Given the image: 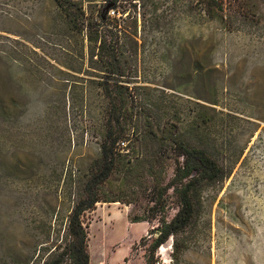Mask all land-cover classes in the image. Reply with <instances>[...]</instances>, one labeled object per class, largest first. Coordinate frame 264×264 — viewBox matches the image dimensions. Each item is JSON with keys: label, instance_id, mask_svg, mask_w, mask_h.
Returning <instances> with one entry per match:
<instances>
[{"label": "rangeland", "instance_id": "1", "mask_svg": "<svg viewBox=\"0 0 264 264\" xmlns=\"http://www.w3.org/2000/svg\"><path fill=\"white\" fill-rule=\"evenodd\" d=\"M74 1L94 19L110 0ZM195 2L121 6L131 13L126 25L139 31L121 60L135 98L126 105L139 123L156 116L173 124L165 140L192 137L220 158L226 178L199 187L190 226L153 251L152 233L177 206L171 199L152 218V170L134 160L159 148L130 136L121 164L133 169L120 166L100 188L120 202L99 203L81 218L90 264H221L214 255L222 234L246 229L244 190L264 177V1L233 32L201 18ZM85 46L55 0H0V235L64 237L67 216L96 171L110 110L100 83L115 80L90 68ZM192 125L199 129L190 135ZM159 152L168 159L154 172L166 184L179 151L170 143ZM136 216L151 219L133 223Z\"/></svg>", "mask_w": 264, "mask_h": 264}, {"label": "trees", "instance_id": "2", "mask_svg": "<svg viewBox=\"0 0 264 264\" xmlns=\"http://www.w3.org/2000/svg\"><path fill=\"white\" fill-rule=\"evenodd\" d=\"M61 12L69 20L71 30L83 36L86 42L85 58L90 68L102 72L108 79L115 80L113 86L109 82H102L105 98L110 102L107 112L106 132L101 144V156L96 161L95 173L88 180L82 191L78 194L73 209L67 216L66 235L52 237L47 233L44 237L25 234L21 238L0 235V264H90L87 250L88 235L82 223V216L94 210L99 203L120 202L119 198H112L100 188L107 183L120 166H129L132 162L122 165L126 157L122 154L127 150L126 139L135 137L139 142L151 141L159 150L154 153L140 152L134 162L147 164L152 170L155 195L151 202L155 205L150 208L153 219L160 213H166L171 199L177 206L176 214L170 219L162 221V227L152 234L156 235L153 251L165 244L170 237L177 235L188 228L195 216V201L199 187L204 184L215 183L226 178L224 164L219 157L214 156L207 148L201 147L192 137L183 138L180 132L178 138L164 139L174 125L165 122L163 125L152 116L151 121L144 124L135 121L129 112L126 102L134 98L133 90L124 83L125 71L121 66L132 44H136L139 37L138 27H128L127 9L119 10L124 3L132 0H110L105 8L98 12L97 18L90 19L82 3L74 0H55ZM186 5L193 6L194 0H186ZM195 8L200 12L201 18H207L211 23L217 24L226 31L239 29L243 22L252 19L255 14V5L264 0H195ZM121 14L120 18H111L109 13ZM127 15L126 18H123ZM137 22V18H135ZM168 43L175 37L168 36ZM135 99V98H134ZM120 102L117 105L115 102ZM199 127L192 125L190 135L198 131ZM182 127L180 126V131ZM175 144L179 154L173 158L174 172L172 178L164 184L161 174L154 170H165L168 158L160 154V149H168ZM123 145V146H121ZM161 167V169H160ZM166 218V217H164ZM148 217L136 216L133 223L147 222ZM4 245L10 247L8 252H2Z\"/></svg>", "mask_w": 264, "mask_h": 264}, {"label": "crops", "instance_id": "3", "mask_svg": "<svg viewBox=\"0 0 264 264\" xmlns=\"http://www.w3.org/2000/svg\"><path fill=\"white\" fill-rule=\"evenodd\" d=\"M244 191L242 202L246 205H242V211L246 229L222 234V248L215 247L218 251L214 255L221 264H264V177L247 185Z\"/></svg>", "mask_w": 264, "mask_h": 264}]
</instances>
